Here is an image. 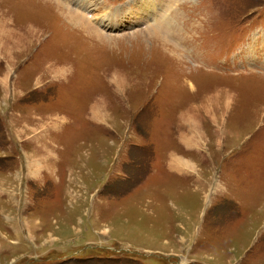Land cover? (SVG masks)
<instances>
[{
  "label": "rangeland",
  "instance_id": "374dc122",
  "mask_svg": "<svg viewBox=\"0 0 264 264\" xmlns=\"http://www.w3.org/2000/svg\"><path fill=\"white\" fill-rule=\"evenodd\" d=\"M156 1L0 0V264H264V0Z\"/></svg>",
  "mask_w": 264,
  "mask_h": 264
},
{
  "label": "bare ground",
  "instance_id": "6f19581e",
  "mask_svg": "<svg viewBox=\"0 0 264 264\" xmlns=\"http://www.w3.org/2000/svg\"><path fill=\"white\" fill-rule=\"evenodd\" d=\"M45 1V0H44ZM47 1H50V2H52V1H55L56 3H57V5H62L63 7H61V9H64V10H66V11H69V10H72L71 8H68V7H65V5H63V3L62 2H60L59 0H47ZM81 1H83V5H85V0H81ZM131 1V0H130ZM70 2V1H69ZM136 2V1H135ZM150 2H151V0H150ZM155 2H157L156 0H155ZM132 3V2H131ZM173 3V2H172ZM80 4V3H79ZM155 5V4H154ZM135 6V5H134ZM107 8V7H106ZM157 8H158V4H157ZM128 9H130V8H128ZM157 10L158 9H156V10H154V11H156L157 12ZM74 11V10H73ZM38 12H40V11H38ZM75 12H77V11H75ZM69 14H70V16H72L73 15V13H70V12H68ZM77 13H79V14H82V13H80V12H77ZM110 14H111V12L109 13V14H106V15H102L101 17H99L100 19H98L99 21H100V23H105V24H107V25H110V26H112V27H118L119 25H120V13H118V12H114L113 13V19H110ZM62 16H63V13L61 14ZM75 15V19L78 21L77 23H76V26H75V28H80L81 26H82V24H83V22L85 21V19H83V16H81V15H78V14H74ZM66 16V15H65ZM122 17V16H121ZM143 16H141V17H137L138 19H143L144 20V17H145V15H144V17L142 18ZM67 17H65L64 19H66ZM71 18V17H70ZM136 18V17H135ZM69 19V18H68ZM72 19V18H71ZM83 19V20H82ZM93 19V18H92ZM97 19V18H96ZM67 20V19H66ZM135 21V20H134ZM136 21H138V20H136ZM70 22V21H69ZM72 22V21H71ZM70 22V23H71ZM132 22V21H131ZM137 24H139V23H137ZM74 25V24H73ZM72 26V25H71ZM2 28H4L1 24H0V36H2V37H8V34H7V31H5V30H3L2 31ZM122 28V27H121ZM6 32V33H5ZM170 38H172V37H170ZM263 46V45H262ZM263 48V47H262ZM199 68V67H198Z\"/></svg>",
  "mask_w": 264,
  "mask_h": 264
},
{
  "label": "crops",
  "instance_id": "0c3cea01",
  "mask_svg": "<svg viewBox=\"0 0 264 264\" xmlns=\"http://www.w3.org/2000/svg\"><path fill=\"white\" fill-rule=\"evenodd\" d=\"M60 1V0H59ZM23 66H25V65H23ZM1 69V68H0ZM20 70V71H19ZM22 70L21 69H18L17 71H15V73H20ZM18 73V74H19ZM0 80H1V77H0ZM14 83V82H13ZM9 93H11L12 94V96L14 97L15 96V86H14V84H12V87H11V89H9ZM29 166H31V164H29Z\"/></svg>",
  "mask_w": 264,
  "mask_h": 264
}]
</instances>
